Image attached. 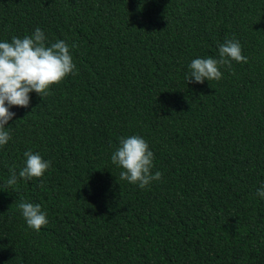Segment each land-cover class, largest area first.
<instances>
[{"label": "trees", "instance_id": "obj_1", "mask_svg": "<svg viewBox=\"0 0 264 264\" xmlns=\"http://www.w3.org/2000/svg\"><path fill=\"white\" fill-rule=\"evenodd\" d=\"M36 28L76 67L9 109L0 264H264V0H0V42ZM227 39L247 62L189 83ZM130 136L162 173L144 189L111 161ZM27 151L43 177L18 176ZM21 198L46 212L39 232Z\"/></svg>", "mask_w": 264, "mask_h": 264}, {"label": "clouds", "instance_id": "obj_2", "mask_svg": "<svg viewBox=\"0 0 264 264\" xmlns=\"http://www.w3.org/2000/svg\"><path fill=\"white\" fill-rule=\"evenodd\" d=\"M46 36L40 28L23 38L12 37L11 42H0V146L6 145L10 134L6 125L13 120L16 113L10 107L27 108L30 105V93L35 92L40 97L49 95L53 85L60 84L68 75L73 74L75 64L69 45L58 40L47 46ZM72 47H76L75 44ZM232 61L246 63L238 40L227 39L219 45L218 58H197L190 65L188 82L203 84L219 81L222 78L221 67L231 68ZM24 167L18 176L26 180L41 178L51 167V161L44 160L38 153H24ZM154 154L148 143L140 136L121 138L120 146L112 153L111 161L120 167V179L144 189L152 181L162 178L157 171L152 174ZM7 180L9 186L18 180L15 168L10 169ZM257 195L264 198V186L257 190ZM27 226L39 232L48 224L47 214L40 204L21 202L18 205Z\"/></svg>", "mask_w": 264, "mask_h": 264}]
</instances>
